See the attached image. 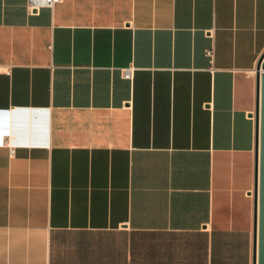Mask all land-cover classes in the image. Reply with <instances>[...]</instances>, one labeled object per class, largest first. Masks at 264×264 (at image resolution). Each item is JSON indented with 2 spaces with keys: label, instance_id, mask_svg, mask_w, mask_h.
<instances>
[{
  "label": "crops",
  "instance_id": "crops-1",
  "mask_svg": "<svg viewBox=\"0 0 264 264\" xmlns=\"http://www.w3.org/2000/svg\"><path fill=\"white\" fill-rule=\"evenodd\" d=\"M263 53L264 0H0V264H253Z\"/></svg>",
  "mask_w": 264,
  "mask_h": 264
},
{
  "label": "water",
  "instance_id": "water-1",
  "mask_svg": "<svg viewBox=\"0 0 264 264\" xmlns=\"http://www.w3.org/2000/svg\"><path fill=\"white\" fill-rule=\"evenodd\" d=\"M256 149L254 166L253 264H264V53L255 70Z\"/></svg>",
  "mask_w": 264,
  "mask_h": 264
},
{
  "label": "built area",
  "instance_id": "built-area-1",
  "mask_svg": "<svg viewBox=\"0 0 264 264\" xmlns=\"http://www.w3.org/2000/svg\"><path fill=\"white\" fill-rule=\"evenodd\" d=\"M61 0H30V9L31 10H39L42 6H46L49 8H53L56 4L60 3ZM206 56L211 58L212 60L214 59V49L208 50L206 52ZM2 67H0V72H2ZM6 73H10L9 71H6ZM124 77L128 80H133L134 78V69H128L124 71ZM6 145L10 147L12 152H14V147L10 145V140L7 139Z\"/></svg>",
  "mask_w": 264,
  "mask_h": 264
}]
</instances>
